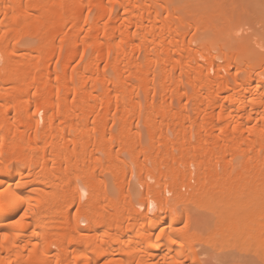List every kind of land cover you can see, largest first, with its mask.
I'll return each instance as SVG.
<instances>
[{
    "label": "bare ground",
    "instance_id": "6f19581e",
    "mask_svg": "<svg viewBox=\"0 0 264 264\" xmlns=\"http://www.w3.org/2000/svg\"><path fill=\"white\" fill-rule=\"evenodd\" d=\"M194 2L0 0V264H201L191 195L264 260V0Z\"/></svg>",
    "mask_w": 264,
    "mask_h": 264
},
{
    "label": "rangeland",
    "instance_id": "374dc122",
    "mask_svg": "<svg viewBox=\"0 0 264 264\" xmlns=\"http://www.w3.org/2000/svg\"><path fill=\"white\" fill-rule=\"evenodd\" d=\"M235 1L236 0H195L194 2L195 10L198 12V14L201 17H189V18L204 20L210 26L214 24L213 27L223 26V28L227 29V33H232L237 37L239 35V33L237 32L238 29L237 25L230 23L228 21L230 17H225V13H224L227 10L228 11L231 10L235 6L234 3ZM248 18L249 17H241V21L238 22V24H241L242 29L246 31V32L244 31L245 33L247 32L259 33L262 29H259L256 26L254 27V25L250 23ZM213 27H210L209 30H211ZM185 31L188 32L190 36L194 34L193 29L189 26L188 28H186ZM186 40L188 41L189 37ZM27 41L29 43H31L32 41L34 42V40H30V39L29 40L27 39ZM22 42H23L22 44H25L26 39L25 41ZM28 42L26 44H28ZM196 63L198 62H194V65H197ZM145 137H143L142 139L144 144L146 143L145 146H147V144L150 145L151 141L147 137L145 139ZM127 158L130 159L128 156ZM126 181L128 182L129 179L127 178ZM126 181H125V189H128V185H126L128 183ZM108 182H109L108 188L110 192L111 190H114L113 188L114 186H112L113 184L112 182L110 183L109 179H107V183ZM191 182L190 185L191 184L194 185V182L196 181L192 180ZM186 190L188 189L183 188L179 191L182 193H186ZM220 195L221 194H219L218 192L216 194L214 193L212 199H216V197L217 199H221L218 198V196ZM219 202H221V200ZM219 202L215 203L213 207L214 208L217 207L219 209L221 204V203L219 204ZM205 205L206 204L203 200H199L195 202L194 196L192 195L190 196V198H188V201L186 203L187 208L191 211L192 214V220H193L192 224H194L197 227V229L199 230V232H201L202 235L201 236L202 241L199 244H197L194 248V250L197 253L199 262L201 264H264V260L262 259L260 252H258L253 245H248V243H245L242 246L241 243H237L229 239L219 238L220 236L214 237L215 239H212V237L214 236V232L216 230L215 228H217L218 223L215 219V214L213 213V210H211L213 207L209 210L207 207H205ZM197 217L201 219L200 221H198L199 223L196 221ZM218 229L219 228H217V230Z\"/></svg>",
    "mask_w": 264,
    "mask_h": 264
}]
</instances>
